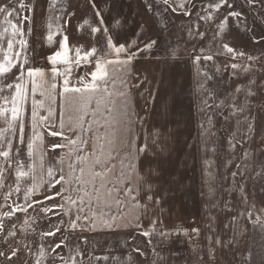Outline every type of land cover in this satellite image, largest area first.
I'll return each instance as SVG.
<instances>
[{
  "label": "snow or ice",
  "instance_id": "obj_1",
  "mask_svg": "<svg viewBox=\"0 0 264 264\" xmlns=\"http://www.w3.org/2000/svg\"><path fill=\"white\" fill-rule=\"evenodd\" d=\"M86 2L92 18L85 16L82 23L78 24V28L87 30L92 41L91 46L77 45L70 48L66 26L69 19L75 15V11L66 9L74 8V6L58 4V0H47L49 15L59 11L60 15L56 19L62 21V24H57V33L60 36L59 47L45 57L51 65L50 69H47L32 66L27 55L29 40L26 37L34 35L36 31L37 0H0V16L7 25L0 29V119L6 126H0V158H2L0 159V186H3L5 174L14 169L17 182L15 191L20 192L19 180L34 172V165H27L26 162L22 164L21 157L23 156L25 161L33 157L34 145L42 139V133L38 130L39 125L55 128L56 130L50 132L51 137L62 136L66 130L63 118L59 120L58 126L53 118L55 109L51 104L55 102L54 95L58 94L62 97V109L67 106L69 110L78 113L75 119L72 116L68 117L73 127L83 129L84 117L91 114L95 122L99 123L103 120L102 126L106 129L105 143L100 144L99 148L101 156L105 158L97 156L92 161L87 177L84 167L79 168V175H77L76 167L70 163L66 179L63 168L60 167L64 163L63 157L60 158L59 164H51L47 167L46 190H52L56 197H61L62 201L67 200L69 205H76L80 213L75 220L68 222L73 230L78 228L81 233L84 231L95 233L97 230L135 228L141 229L140 234L144 237L159 238L157 243H153L152 239L148 240L150 251L142 252L140 245H136L134 250L144 257L141 264H168L169 261L171 264H215L216 249L210 243L213 235H215L217 248L222 252L221 264H264V208L259 209L257 214L255 201L249 203L247 193V183L264 181V160L255 155V152L264 153V134L260 136L259 149L253 150L250 147L256 131L254 123L256 116L252 114V98L256 95L264 97V79H256L258 71L261 76H264V63H261L264 59V27L256 31L245 23L244 28L246 32L251 33L249 38L259 45L260 56H253L242 49L234 48L229 43L223 42L222 38L229 18L239 21L241 12L233 10L231 0H208L207 9L202 16H198V19L215 22V28L212 31L214 47L211 49L201 47L199 54L195 47L192 49V66L196 77L194 95L197 101L195 106L197 128L196 134L189 137L187 133L191 129L193 113L190 109L185 117L184 113L180 112L182 104L179 96L182 89L180 92L177 91L180 75L175 71L178 59L177 48L170 43H165L159 36L156 39L148 37L147 33L142 31V24L123 13L121 0H86ZM245 2L252 9H259L255 12L253 23L258 21L264 25V0H245ZM173 4H177V0H145V7L149 10L154 9V14L160 15L166 13ZM178 7L186 15L188 14L183 0H180ZM221 9L228 11L223 14V19H218ZM175 10L173 8V11ZM142 35L145 37L144 40L141 39ZM188 35L194 39L196 37L202 39L206 36V32H194L189 27ZM53 36L54 33L49 24L45 42L52 44ZM70 52L74 54L70 55ZM153 52L156 53L155 59L171 71L167 74L161 73V80L157 83L155 91L145 100L146 104L155 101L156 107L152 116L154 121L152 131H146L141 127L143 133L141 138L134 129L137 123L143 126L146 117L139 116L133 105L137 96L141 99L145 98L148 89L140 91L143 81L128 86L126 80L137 79L133 69L138 57ZM110 56L115 58L109 59ZM219 57L226 58L223 64L218 62ZM230 59H239L242 62H229ZM201 61L204 62L203 67H201ZM257 64H260L259 69ZM75 69H81V72L73 76ZM228 69H231L229 80L239 77H247V80L221 95L216 80ZM46 74L50 77V91L42 92L41 95H46L51 101L48 105L47 118L38 117L37 110L44 107V102L35 97L37 78L43 80ZM26 78L31 81V95L25 84ZM57 81H62L59 85L62 90L58 93ZM118 82L127 88V91L119 92L121 98L119 107L113 104V107L108 109L107 115H100L102 98L113 95L109 85L115 87ZM129 98L132 99L133 105L129 104ZM29 101L30 116L26 115L25 111ZM93 101L96 107L89 113ZM225 110L227 115L224 114ZM260 111L264 112V104L260 105ZM217 115L221 116L225 122L235 118L239 134L234 133L227 141L230 151L219 167L226 169L233 165L237 146L243 148L242 154L236 157L241 162L235 163V170L226 176H220L217 172L216 157L219 154L215 139ZM134 116L137 119H133ZM72 130V127L67 129L69 132ZM14 138H18V144L13 143ZM181 138L186 141L184 155L192 156L191 150L194 149L195 154L201 157L204 186L207 189V192H202L201 195H207L209 203L206 207L210 211L219 209L234 214L225 218L222 230L224 234L216 229V217L210 214L209 219L212 224L209 234L205 236V239L209 241L207 248L193 245L188 249V255L184 256L183 261H178L176 258L184 255L182 252L165 254L162 250H157L159 243L170 242L174 232L189 239L200 235V229L196 227L190 230L182 226L166 229L160 215L164 211L162 206L165 199L170 194L183 191L185 186L180 170L186 166V162L177 159V148ZM95 139L99 140L100 137ZM78 143L81 145L85 143L79 135L76 139L66 138L63 144L53 143L51 147L53 149L69 147L71 152L73 150L71 146ZM173 145L177 147L174 148ZM93 154L95 155V150ZM75 159L86 163L88 157L76 155ZM95 166H99L101 170H91ZM25 167H28L29 171H25ZM41 167H43V157H41ZM113 173H116L115 179H109V175ZM221 179L231 181L228 188V200L221 201L217 198L218 183ZM56 186H60L59 191H56ZM9 189L11 191V186ZM37 189L36 178L32 175L31 187H26L23 192L25 203L17 205L16 209L26 211L34 203L41 205L42 202L34 198ZM232 191L238 194L239 199L236 203H233L230 198ZM72 192L76 193L78 204L77 199H73L71 194L64 195ZM41 195H44V199L51 203L52 196L44 193ZM93 201L98 206L96 211L93 210ZM122 204H130L140 210L141 215L151 214L149 226L142 227L141 215L132 216L130 213L121 212ZM52 206H58L64 215H68V209L65 208L64 203ZM113 206L117 209L115 214L109 215L104 211L107 208L110 212ZM85 208L88 209L87 212ZM41 210L50 211L47 207H42ZM12 215V211L3 213V217ZM246 221L251 223V233L246 226ZM64 223L65 221L60 220L59 224L52 225L55 232L49 230L43 235H55ZM3 230L4 226L0 218V231ZM7 235L15 237L16 233L8 230ZM67 239L65 236L59 244L48 245L47 249L41 247L36 250L35 255L31 248L24 246L26 257H31L33 264H45L46 259L54 262L57 258L56 250L61 245L69 247L66 243ZM79 239H82L84 244L88 243L87 237ZM130 239L135 241V234H131ZM127 243L128 241L124 242L125 246ZM225 250L231 257L228 261L223 258ZM20 251L21 245L17 243L15 247H9L7 252H0V256L6 259H18ZM69 253L67 257H59L62 264H69V262L78 264L74 256L80 254V244L77 243L74 248L69 247ZM104 259L107 260L108 257ZM24 264H28L27 258Z\"/></svg>",
  "mask_w": 264,
  "mask_h": 264
},
{
  "label": "rangeland",
  "instance_id": "obj_2",
  "mask_svg": "<svg viewBox=\"0 0 264 264\" xmlns=\"http://www.w3.org/2000/svg\"><path fill=\"white\" fill-rule=\"evenodd\" d=\"M58 4H65V5H72L73 7H68L73 11H75V15L69 19V23L67 27V34L69 36V45L70 48L73 46L81 45L84 47L91 46V39L89 38L88 32L85 28H78V24L82 23V20L85 16L91 18L89 7L87 5L86 0H58ZM241 12V17L239 21H235L234 18H229V21L226 25L223 35V42H227L230 46L242 49L247 53H250L253 56H260V52L258 51L259 45L255 43L252 39H250L251 33L246 32L244 30L245 23L250 27L259 31L261 25L258 21L253 23L255 12H258L259 9H252L248 6L245 0H242V9H238ZM60 15L59 11L52 12L48 17H50V25L51 30L54 33L53 36V43L47 48V54H51L52 51H55L58 47V41L60 39L59 33H57V24H62V21H58L56 17ZM196 15L193 18V23L185 24L186 21H183V24L175 25L172 32L167 33L166 36L169 35L170 37L166 38L168 42L179 43V46H173L177 48L178 55L182 54H192L193 47L196 48L197 54H199V49L201 47H206L211 49L214 47V42L212 41V31L215 28V22H206L202 19H198ZM168 17V16H167ZM166 15H157V18L161 25H166L168 22L165 20ZM218 19H223V15H219ZM182 27V28H181ZM186 27H195V31L199 32H206V36L204 38L196 37L195 39L188 35V29ZM186 43L189 44L186 46ZM183 44V45H182ZM6 47V44H5ZM37 54L35 49L32 50V53ZM187 53V54H186ZM74 54V52H70V55ZM155 52L148 54L152 55ZM226 58L219 57L217 58L218 62L223 64ZM47 63L46 65H50V63L45 60ZM229 62L241 63L242 61L239 59H230ZM261 63H264V59L261 60ZM51 66V65H50ZM204 66V63H203ZM259 69L260 64L256 65ZM62 67V66H60ZM83 68V66H82ZM149 71L152 72L154 67L151 65L149 66ZM87 70V69H85ZM214 71V69H212ZM231 69L223 73L222 77H217L216 83L219 84V93L222 95L229 91L230 88H235L239 84H243L246 82L247 77H239L236 79L229 80V72ZM81 72V69H75L73 72V76L77 75ZM90 79V77H88ZM256 79L262 80L264 76H261L259 71L256 73ZM222 81H229L224 83ZM62 81H59V85ZM58 92L61 91L60 87L57 88ZM257 100L260 103L264 97L260 95H256ZM256 96L252 98V102H256ZM101 106H100V115H107L106 110V103L107 97L102 98ZM27 105V104H26ZM62 105V97L57 94L56 96V104H55V112H54V119L57 122V126L59 124V120L61 118L65 121V131L63 132L62 136L51 137L50 132L56 130L51 126H44L39 125L38 130L42 133L41 141H38L37 144L34 146L35 154L33 157L28 158L25 161V158L21 157V163L24 164L25 162L27 165H34V172H32L29 176L23 177L19 180V187L20 192H16L15 188L17 187L16 176L14 169L10 172L5 174L3 186H0V218H2L4 230L0 231V252H7L9 247H15L17 243L21 245V251L19 253L18 259H6L4 256H0V264H24L25 259H28V264H33L31 257H26V252L24 251V246L31 248L33 250V255L36 254V250L44 247L47 249L48 245H55L59 244L63 237H67V245L69 247H75L77 243L80 244V254L74 256V259L78 261V264H141V261L144 260L138 252L134 249L137 244L140 245L141 251H150L148 248V240L152 239L153 243H157L159 238L157 237H144L140 234V229L135 228H124V229H117V230H97L95 233H90L88 231H84L83 233L80 232V229L73 230L69 226L70 220H75L76 216L80 213L77 211L76 205H69L67 200H61V197H56L52 190H46L45 181L47 180V167L51 164H59L60 158H64V163L60 167L63 168L65 173V177L67 179V173L69 171L68 165L74 164L76 167V174L79 175V168H85V176L87 177L90 171V165L92 161L100 156V158H105L101 156L100 153V144L98 143L99 140L103 136H105L106 129L102 126L103 120H100L99 123L95 122L89 114L88 116L84 117L83 129L79 127H73L70 124L68 117L72 116L74 119L78 115V113L74 110H69L67 106L63 109ZM120 104L116 105L119 107ZM96 104L93 101L92 105H90L89 113L91 112L92 108H95ZM26 111V109H25ZM226 111V110H225ZM224 111V114L227 112ZM26 115L30 116V111H26ZM45 115L46 112H45ZM153 111H148L147 113V123L148 125L153 122ZM218 119L222 118L221 116L217 115ZM216 116V117H217ZM259 121L261 122L260 125ZM256 124L258 126L259 131L261 132L264 126V115L260 112L259 109L256 110ZM0 126L3 125V120L0 119ZM6 127V126H5ZM72 127V131L69 132L67 129ZM138 127V126H137ZM137 127L135 128L137 130ZM134 129V130H135ZM148 131L152 130V127L147 128ZM6 135H11V133H6ZM77 135L80 136L82 140L85 141L84 144H77L72 147V151L70 152L69 147L56 148L53 149L51 145L53 143L56 144H63L66 138L76 139ZM96 137H100L99 140L95 139ZM105 140V139H104ZM14 144H18V138L13 139ZM95 150V155L93 154ZM76 155L87 156L88 160L86 163H81L75 159ZM255 155L264 160V153L257 152ZM41 157H43V167H41ZM2 159V158H0ZM239 159H237L238 163ZM115 162V161H114ZM25 171H29L28 167L24 168ZM94 171H100L101 169L99 166H95L93 169ZM59 171V170H57ZM118 172V168H117ZM32 175L35 176L36 182L38 184L37 193L35 194V199L41 201V205L33 204L32 207L27 208L26 211H19L16 209L17 205H24L25 201L23 199V192L26 187H31L32 184ZM116 174H110L109 179H115ZM57 178L59 176L57 175ZM97 182H99V178H97ZM252 183V200L255 201V207L257 210V214H259V209L264 208V181H253ZM11 186V191L9 189ZM60 186H56V191H59ZM75 187H79V185H75ZM10 192V194H9ZM44 193L46 195L52 196L53 199L51 203L44 199ZM71 194L73 199H77V204L79 200L75 192L72 193H65L64 195ZM87 200V198H85ZM95 202V201H93ZM60 203H64L65 208L68 209V215H64L61 212V209L57 207H53L52 205H59ZM96 203V202H95ZM126 206V207H125ZM42 207H47L50 209L48 212H44L41 210ZM106 209L104 211L106 212ZM94 211L97 210V206L93 208ZM12 211L13 215L11 217H3V213ZM88 209L85 208V212ZM117 211L116 207L113 206L111 208V214H115ZM121 212L130 213L132 216L139 215L140 210L133 208V206L129 205H121L120 207ZM151 215V214H149ZM147 215V216H149ZM60 220L65 221V223L61 226L59 232H56L53 236H46L43 235L47 233L49 230L55 232V229L52 228V225H56L60 223ZM206 219V213L200 209L199 214V222L195 225L182 226L183 228L192 229L194 227L200 229L199 236H193L191 239L188 237L182 236L178 233H173L172 237L170 238V242H161L158 245L157 250L163 251L165 254L169 252H182L184 255L177 257L178 261H183L184 256L188 255V249L195 245L200 248H207L209 241L205 239V236L209 234L208 224ZM79 223V221H77ZM223 225L221 224V232L223 230ZM8 230H12L16 233L15 237H8L7 232ZM259 229H257V233ZM223 233V232H222ZM135 234V241L130 239V235ZM80 237H87L88 243L84 244ZM128 241L127 245L125 246L124 242ZM211 246L216 249L215 257L216 261L215 264H221V256L222 252L220 249L217 248L213 239L211 240ZM69 247H65L61 245L59 249L56 250L57 258L53 262L51 259H46L45 264H62V261L59 257H67L70 255ZM247 248V244L245 249ZM51 254V253H50ZM203 255V253H201ZM104 257H108L107 260ZM131 257V259H129ZM223 258L225 261L231 259L230 255L227 254V250L223 253ZM70 264V262H69ZM171 264V261L168 262Z\"/></svg>",
  "mask_w": 264,
  "mask_h": 264
},
{
  "label": "crops",
  "instance_id": "obj_3",
  "mask_svg": "<svg viewBox=\"0 0 264 264\" xmlns=\"http://www.w3.org/2000/svg\"><path fill=\"white\" fill-rule=\"evenodd\" d=\"M179 2L180 0H177V4H173L172 7H170L166 13H163V15H166V17L168 16L165 20L170 22L164 26L160 24L157 18V15L159 14H154V9L149 10L145 7V0H121V5H122V11L125 15L129 16L131 19L136 20L143 25L142 31L144 33H147L148 37H150L151 39H156L157 36H159L163 41H165V43H170L172 46H179V43H173L167 41L166 38L170 36L169 35L166 36V32L167 33L172 32L175 25L183 24L184 23L183 21H186L185 22L186 25H188V23H193L194 22L193 18H195L196 15L204 14V10L207 9L208 7V0H183L188 10L187 15L184 13V11H181L180 8L178 7ZM231 3L233 5V10L238 11V9H242V0H231ZM37 5L38 7H37L36 21H35V29H36L35 34L26 37L29 40V52L27 53V55H29L30 63L32 64V66L50 69L51 66L46 65L47 63L45 62L46 60L45 57L48 55L46 50L51 45L45 42L48 25L51 23V22L49 23L50 17H48L49 13L47 11V0H37ZM173 8H175L176 10L173 11ZM69 11L72 10L69 8ZM227 11H228L227 9H221L220 15H223ZM13 22L15 23V20ZM6 26L7 25H5L3 22V17L0 16V29ZM188 28L189 27H186V29ZM161 29H163L162 32ZM192 29L193 31H195V27H192ZM141 39L144 40L145 37L142 35ZM188 45L189 44L186 43V46ZM33 49L37 51V54H35V52L32 53ZM108 58L114 59L115 57L110 56ZM192 60H193L192 54L178 55V59L176 60V67H175V71L180 74L178 76L179 87L177 88V91L180 92L182 89V93L179 96V101L182 104V107L180 108V112L184 113L185 117H187V114L190 109L193 113V118L191 121V129L187 133L189 137L196 134V128H197V118L195 115V106L197 101L194 95L196 77L194 76L195 69L192 66ZM203 63L204 62L201 61V67H203ZM151 65L154 67V70L152 72H150L148 69L149 66ZM133 71L137 79L133 80L129 78L126 80V84L128 86H131L134 83H140L141 81H143V86L140 89V91H143L144 89H148V92L145 94L144 99H141L139 96H137L134 105L132 99L129 98V104L133 105L134 110L139 113V116L147 117L148 111L154 112L156 107V102L154 101L151 104H146L145 100L152 95L153 91H155L157 83L161 80V73L167 74L171 70L166 65L159 63L155 59V54L152 55L145 54L141 57H138L137 62H134ZM49 80L50 77L47 74L43 80L37 78V91L35 93V97L37 100H41L44 102V107L38 108L37 110L38 117L43 116L47 118L48 116V105L51 103V101L47 98L46 95H41V93L42 92L47 93L50 91ZM25 84L29 89V94L31 95V81L26 78ZM57 85L59 86V81H57ZM109 88L113 92V95L111 97H107V103H106L107 111L108 109H111L113 107V104L116 106L121 103L119 92L127 91V88L124 85H121L119 82L115 85V87L109 85ZM231 89L232 88H230L229 91ZM56 96L57 94L54 95L55 102L51 104V106L54 109L56 104ZM109 101H111V103H109ZM261 104H264V99L259 103L256 96V102H252L253 105L252 114L254 116H256V110L257 109L260 110ZM101 108L104 109L103 106H101ZM25 109L26 111H30V101L26 105ZM45 112L47 115H45ZM225 112H227V110ZM260 112L264 115V112L262 111ZM227 114L228 113H226L225 115ZM133 119H137V118L134 116ZM153 122H151V124L148 125L147 120L145 119L144 125L140 126L139 123H137L138 126L137 130L135 129L134 131L137 133L138 136H141L142 138L143 133L141 132V127H143L146 131H148L147 128L152 127ZM254 123H255L256 131L254 134L253 142L250 145V147L253 150H256L261 147L260 136L261 134H264V126L260 132L256 124V120ZM260 123L261 122L259 121L258 125H260ZM215 130L217 133L215 139L217 141V147L219 149V154L216 157L217 166H218L217 172L220 176H226L231 171L235 170L234 164L237 163L236 157H239L243 151V148L241 146H237V149L235 150L234 164L230 165L226 169L219 167L221 161L227 157L228 152L230 151L227 146V141L232 138L234 133L239 135L237 133L236 119L232 118L231 120L225 122L223 118L218 119L217 116ZM150 131L152 130H149V132ZM104 137L105 136H103L101 140L98 141V143L99 142H101L102 144L105 143ZM185 144L186 141L183 138H181L179 142V147L177 148L178 161L186 162V166L182 167L180 170L181 177L184 178L185 180V186L183 191L170 194L165 199V203L162 206L164 208V211L163 213L160 214L161 219L163 220V225L166 229H175L180 226L188 227L189 225H195L199 222V214L201 209L203 211V216H204V212L206 213V219L208 220L207 221L208 230L210 231V225L212 224V221L209 219V215L211 214L212 216L216 217V221H215L216 229L218 231H221V224H224L225 218L230 215H233L234 213L224 212L219 209H211L210 211L209 208L206 207V205H208L209 203L207 195L204 196L201 195L202 192L204 193L207 192V189L204 186L203 170L200 163L201 157L195 154L194 149L191 150V152L193 153L192 156L184 155ZM173 147L176 148L177 146L173 145ZM34 154H35V150H34ZM240 162L241 161L239 160L238 163ZM230 183H231L230 180H223V179L219 180L218 183L219 190L217 193V198L220 199L221 201L229 199L228 188L230 186ZM109 186H111V184H109ZM247 193H248V201L249 203H251L253 201L251 182L247 183ZM230 198L233 201V203H236L239 199L237 192L232 191L230 193ZM96 206H97L96 203L93 202V208H95ZM106 212H108V214L111 213L109 212L108 209H106ZM139 215H141V211L139 212ZM151 219H152L151 215L149 216L141 215L142 227H148ZM246 226L249 229V233H251V223L246 221ZM212 239L213 242H215V235H213Z\"/></svg>",
  "mask_w": 264,
  "mask_h": 264
}]
</instances>
